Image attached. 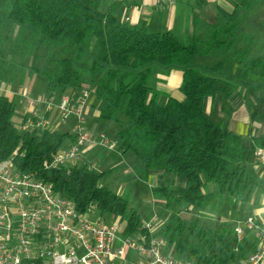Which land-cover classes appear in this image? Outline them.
Masks as SVG:
<instances>
[{"label": "trees", "instance_id": "trees-1", "mask_svg": "<svg viewBox=\"0 0 264 264\" xmlns=\"http://www.w3.org/2000/svg\"><path fill=\"white\" fill-rule=\"evenodd\" d=\"M104 2L0 0V64L43 75L53 95L89 85L100 118L119 127L117 149L140 158L137 173L161 167L186 179L184 187L153 188L155 195L166 199L164 209L172 212L159 233L174 243L175 257L193 264H241L251 253L233 225L206 229L199 218L188 223L179 214L187 205L208 210L221 195L247 202L256 189L264 192V179L248 164L255 142L248 143L204 110L206 97L221 93L226 100L235 90L234 84L217 76L228 63L264 76V0H233L234 10H220L213 24L195 17L189 37L151 32L145 20L122 23L115 15L117 1L106 8ZM16 44L27 48L21 47V53L36 59L39 50H46V67L14 62ZM56 50L60 56H54ZM96 50L99 56L93 53ZM197 55L217 60L211 73L194 65ZM156 67L184 70L183 97L161 99L151 84ZM15 112L16 101L0 94V161L17 151L16 168L52 183L81 212L93 204L102 216L119 219L124 234L138 232L140 214L125 196L102 184L105 173H97L88 163L70 171L46 166L62 151L69 133L52 128L19 131ZM211 183L216 190L208 189Z\"/></svg>", "mask_w": 264, "mask_h": 264}, {"label": "built area", "instance_id": "built-area-1", "mask_svg": "<svg viewBox=\"0 0 264 264\" xmlns=\"http://www.w3.org/2000/svg\"><path fill=\"white\" fill-rule=\"evenodd\" d=\"M22 96L30 107L22 131L51 128L46 113L54 109L59 110L61 122L73 123L71 145L45 163L47 167L70 171L83 161L86 148L117 149V140L104 132L93 134L85 125L88 90L79 102L69 93L58 98L53 94L33 97L24 90ZM16 154L0 161V264L27 260L41 264H193L168 254L167 239L158 229L159 214L143 219L138 232L124 234L119 219L102 216L93 204L81 212L73 200L58 194L52 183L16 168ZM254 156L257 164L264 165V146H256ZM245 226L255 232L260 245L244 264H263L264 221L249 217L245 223H237L239 240H243Z\"/></svg>", "mask_w": 264, "mask_h": 264}, {"label": "crops", "instance_id": "crops-1", "mask_svg": "<svg viewBox=\"0 0 264 264\" xmlns=\"http://www.w3.org/2000/svg\"><path fill=\"white\" fill-rule=\"evenodd\" d=\"M112 1L114 0H105L104 7L106 8ZM234 8L233 0H125L117 1L115 15L122 23L131 25H137L145 20L149 24L150 31L154 33L173 31L180 36L189 37L194 30L195 17L203 24H213L217 21L220 10L232 12ZM197 56V58L195 57L197 63H206V65H208V61L205 58L212 57ZM222 73L219 77L227 79L236 88L226 100L223 99L221 93L206 97L204 101L206 114L215 121L226 124L233 132L245 137L248 143L254 141L255 146H264V76L256 71L241 69L235 63H228ZM27 75L30 79L27 82V90L30 91L31 95H33L31 91H34L35 88L41 89L39 96L48 95L42 92L44 91V82L38 84L39 74H30L28 69L18 70L16 67L8 66L3 68L0 64V94L14 99L16 107L19 106V103L25 106L22 113L15 112L14 123L17 127L22 124L25 115L30 110L22 96V92L26 90L23 82ZM152 79V87L161 94L163 101H166L170 96L183 97L184 70L182 68L156 67ZM84 90L89 91L90 86L82 84L78 87H71L68 89V93L74 96L75 101L79 102ZM59 95L60 92L56 91L55 96L58 98ZM37 108L41 114L45 113L42 107ZM57 110L54 109L46 113V116L52 129L70 134L65 138L62 147V150H64L71 145L74 139L73 130L72 127L63 125L59 118V110ZM54 111L57 113L54 114ZM83 111L86 117V127L91 133L104 132L112 135L110 137L118 141L119 127L114 122L100 118V111L95 105V96L91 92H89V97L86 99ZM248 159V164L253 165L259 176L264 179V165L256 163L253 149L249 151ZM83 163L90 164L99 174L105 173L102 177V184L118 194L121 193L118 192L116 184L127 179H137L139 183H146L152 193L155 186L184 187L186 185L184 177L166 172L161 167L150 169L142 174L137 173L136 168L141 164V160L137 154L130 151L123 153L118 149L86 148L83 161L77 163V165ZM208 187H210V191L216 190L214 185L209 184ZM238 199L242 200L241 197H238ZM159 203L157 205L163 208L164 203H162L163 205ZM224 204L223 208H228L229 202L224 201ZM237 206V208H240L239 205ZM242 207L240 217L228 220V222L225 221V223L231 224L235 228L237 223H245L249 217H255L261 222L264 221V192L260 189L255 190L250 200L242 203ZM135 210L139 213L137 208ZM186 210L193 218H199L203 225L205 217L211 215L208 211L200 212L196 210L192 205L185 206L184 211ZM155 213L150 212L146 217L139 214L143 220L150 219ZM216 223L214 221V224ZM243 241L244 247L250 251L249 253L254 252L260 245V239L247 226L244 229ZM246 260L242 261L241 264H244Z\"/></svg>", "mask_w": 264, "mask_h": 264}, {"label": "rangeland", "instance_id": "rangeland-1", "mask_svg": "<svg viewBox=\"0 0 264 264\" xmlns=\"http://www.w3.org/2000/svg\"><path fill=\"white\" fill-rule=\"evenodd\" d=\"M260 13H261V11H260ZM260 26H261V22H260ZM26 35L30 37L32 34L27 32ZM21 36L23 39V36H25V35L21 34ZM16 48L17 49L14 52L12 51V53H15L14 58H13L14 62H16L18 64L26 63L27 65H36L42 69L46 67V65L48 63V60H46L47 58H45V57H47V51L46 50H39V57L36 59L35 55L34 56L28 55L25 52L21 53L20 48L23 49V51H26V49H27L24 45L16 44ZM96 52H97V50L94 51L93 53L95 55L99 56L98 52H97V54H96ZM53 54L55 57H57V56L61 55V52L59 50H56V51H54ZM196 58L194 59V65L196 67H199L204 72L211 73V70L209 69V67H211V65L213 63H215L217 60L214 57L205 58L206 61H208L207 62L208 65H206V63H203V64L197 63ZM18 70H20V69H18ZM222 74H223L222 72H219V73H217V76H220ZM39 77H40V79L38 80V84L40 85L41 82H44L43 83L44 84V89H43L44 91H42V92L49 95L50 93L48 91V80H47V78L44 77L43 75H40V74H39ZM28 80L30 81V79H28V75H27L25 77V81L23 82V84L25 86L24 89H26V90L28 88V83H27V82H29ZM152 80H151V84H152ZM31 92L33 94L32 95L33 97L39 96L41 94V93H39V92H41V89L35 88L34 91H31ZM89 92H91V94L94 95L93 89L90 88ZM24 107H25L24 105L19 103V106L16 107V112L22 113L24 111ZM54 112H55L54 114L57 113L56 111H54ZM59 118H60V114H59ZM62 123H63V125L69 126V127H72V125H73L72 122H68V123L62 122ZM85 125H86V122H85ZM18 128H19V131H22L21 130V124L18 125ZM109 136H112V135H109ZM116 185H117L118 192L121 193L126 198H128V201H129L131 207L134 209L137 208L139 210V213L143 217L148 216L150 212H156L157 214L160 213L159 215L161 216L160 217L161 221H160V226L158 229H161L162 227L166 226L170 222L172 212L170 210H165L164 206L162 208V207L157 205L159 202H160L159 204L165 203L166 199L162 196H158V195L153 194L151 189L149 188V186L146 183H139V181H137V179H129V180L127 179V180H124L122 182L117 183ZM211 185H214L216 187V185L214 183H211ZM208 189L210 190V187H208ZM256 190H258V189H256ZM238 197H240V196H232V195H228V194L221 195V196H218V198L213 200L212 205L210 206V208H208V210H202L201 209L200 212L208 211V212H210L211 215H213V216L215 215L214 217L211 215L210 216L208 215V217H205V221H203L204 222L203 226L206 229L220 227V226H223L224 224H226V225L228 224V223H225V221L228 222V220H233L236 217H240L242 214V210H243L242 203L244 201L239 200ZM224 201L229 202L228 208H226V209L223 208V205H225ZM237 205H239L240 208H237L238 207ZM161 208L163 209V211H161L162 210ZM187 211L188 210L184 211V209H183L180 212L179 216L183 221H186L189 223L194 218L191 214H189V211L188 212ZM214 221H216L217 223L214 224ZM228 225H231V224H228ZM121 227H123V225H121ZM166 239L168 242L167 246H166V251L168 252V254L175 256L174 243H172L170 241L169 236L166 237Z\"/></svg>", "mask_w": 264, "mask_h": 264}]
</instances>
